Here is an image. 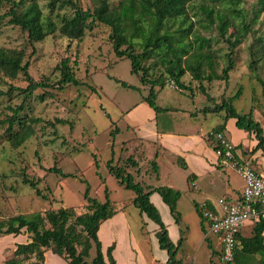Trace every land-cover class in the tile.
Masks as SVG:
<instances>
[{"label": "rangeland", "instance_id": "374dc122", "mask_svg": "<svg viewBox=\"0 0 264 264\" xmlns=\"http://www.w3.org/2000/svg\"><path fill=\"white\" fill-rule=\"evenodd\" d=\"M37 1L45 16L51 15L57 23H59V14L73 13L68 5H62L66 0H57V8L54 12H51L50 7L52 0ZM74 1L84 9H93L97 5L96 0ZM109 2L114 8L119 5L120 0H109ZM192 5L194 8L190 11V16L194 22L195 32L198 31L196 33L211 40V48L217 55L216 70L219 73L226 65L224 54L229 46L226 38H231L232 33L238 32L237 27L244 21L250 23L247 36L236 50V68L231 71L228 85L224 80H215L211 83L205 81L208 93L202 92L199 89V82L187 72L182 80L194 88V93L191 90L183 92L170 88L171 85L176 86L165 73L160 58L155 53L145 61V66L149 67L150 78L166 85L157 102L164 106L181 103L192 108L214 106L216 101L221 102L224 96L234 95L243 85V93L234 101V106L240 113L253 111L254 118L264 126V85L256 78L259 76L264 81V0H243L237 7L240 9L238 13L230 18L226 17L229 24L224 37L221 36L218 11L213 14V24H210L207 18L206 8L212 6L211 0H196ZM9 8L8 2H2L0 14L8 11ZM229 11L227 9L221 12L225 14ZM111 31L110 26L97 21L87 28L82 41L71 40L57 30L43 41L34 44L36 52L30 57V73L37 81L48 82L50 87L38 89L27 100L24 113L41 119L35 125L36 132L32 137L21 146L14 147L0 129V220L21 213L31 215L41 211L46 215L47 212H51L46 215V222L49 225V219L54 218L58 209L68 208L70 239L78 246L82 245L85 234L82 230L83 224L78 217L81 219L89 211L86 205L80 206L86 202L83 196L86 183L82 182V179H86L91 184L92 196L105 201V188L108 187L110 198L115 201L112 206L115 209L117 206H125L120 212L125 213L129 228L126 231L128 237L121 241L117 252L119 263L162 264V258L168 254L166 250L159 248L158 238L154 235L158 224L146 213L140 212L133 203L135 192L122 186L107 167V162L112 157L127 167L130 166L126 157L134 152L135 147L140 150L137 140L133 138L135 136L131 131L133 129L129 130L132 120L128 112L149 95L151 87L150 84H144L138 74L131 71L129 58H119L115 54L110 39ZM27 35V32L19 26L4 24L0 29V45L18 49L27 47V55H29L33 46L29 44ZM67 57L82 84L64 87L58 85L57 82L62 78L59 65ZM254 58L260 60L256 64L255 72H252L249 63ZM122 81L135 87L124 86ZM27 84L23 74L17 78H10L0 72V85L3 89H8L10 85L26 87ZM156 89H160V86ZM209 94L213 97L211 100L208 98ZM22 99L23 97L15 95V92L0 97L2 106L0 119L5 113L12 114L8 106L18 105ZM200 119L205 121L208 130L225 122L224 112H211L207 116L202 115ZM116 128L119 132L112 134ZM246 136L245 138L244 135L238 134L233 139L236 142L241 140L246 146L252 145L254 138L248 134ZM258 152L260 158L264 160L262 151ZM245 153V158H249L248 155L252 152ZM95 160L100 163L99 172L105 178V182L101 180L100 174H97ZM152 161L146 158L140 164L144 179L136 175V180H143L144 185L151 184L155 180L156 173L152 169ZM175 164L176 167L184 170L180 162ZM53 166L61 168L66 173H72L73 176L65 178L59 173L50 171L49 168ZM223 168L231 170L230 175L235 177L238 186L244 184L243 178L237 171L229 167ZM133 170L131 168V171ZM167 170L168 167L164 165V177L167 176ZM220 171L223 173L221 168ZM23 174L39 181V189L48 198L38 196L35 189L24 184ZM189 184L191 185V182L187 184L188 189ZM190 193V191L185 192L184 198L178 200L177 204L182 225L185 227L182 226V229L184 234L187 232L186 242L181 245L178 258L194 264H223L219 253L221 246L219 241L216 242L217 236L209 231L208 236L212 239L210 246L208 244L210 238L205 236L202 230L201 218L196 203L189 196ZM221 195V193L214 195V198L218 201ZM199 196L196 198L201 200ZM164 213L171 215L169 209ZM144 222L147 224L144 225ZM257 222L258 218L247 220L242 226L243 235L252 236ZM107 228L104 229L106 233L109 232ZM102 236L107 242L108 238L104 234ZM29 240L26 231L18 236L13 234L0 236V264L1 258L4 260L13 256L17 243H25ZM114 241L116 240L106 245L105 253ZM94 251L92 249L90 264H93L91 260L95 256ZM45 258V264H68L64 256L59 252L54 253L52 249L46 250ZM260 259V254L252 255L248 264H259ZM33 260L26 261V264H31Z\"/></svg>", "mask_w": 264, "mask_h": 264}, {"label": "trees", "instance_id": "16d2710c", "mask_svg": "<svg viewBox=\"0 0 264 264\" xmlns=\"http://www.w3.org/2000/svg\"><path fill=\"white\" fill-rule=\"evenodd\" d=\"M96 1L97 5L93 9H84L77 1L66 0L62 5H68L72 8L73 13L59 14V23H57L51 15L45 16L37 0H0V4L2 2L10 4L8 11L0 14V29L4 24L19 26L23 31L27 32L28 42L33 46L32 52L27 55V47L18 49L0 45V72L10 78H17L23 74L28 83L26 87L10 85L8 89H3L0 85V97L12 95L13 92H15V95L23 97L20 104L8 106L12 114L5 113L4 117L0 119L2 134L12 146L19 147L32 137L36 132L35 125L41 121L40 118L24 113L27 100L34 92L40 88L50 87L48 82L37 81L32 76L29 70L31 66L30 57L36 52L34 44L43 41L49 34L57 30L71 40L82 41L86 35L87 28L91 27V23L99 21L110 26L112 30L110 39L115 54L119 58H129L132 65L131 71L138 74L144 84L151 85L149 95L145 96L143 100L158 114L166 111L167 108L157 102L159 90L156 87L160 86L161 89L166 85L160 84L159 80L150 78L149 67L145 66V61L155 53L158 54L165 73L175 84V88L180 91L191 90L194 93V88L182 80L187 72L192 75L194 80L199 82V89L204 93H208L204 84L205 81L211 83L215 80H224L227 85L229 84L231 71L237 65V47L247 36L250 23L244 21L237 27L238 32L232 33L231 38H226L227 42H229L228 51L224 54L226 65L219 73L216 70L217 55L211 48V40L203 37L200 33H196L198 31L195 32L190 11H193L192 3L196 0H120L119 5L114 8L109 0ZM56 2L57 0L51 1V12H54L57 8ZM211 2L212 6L206 8L207 18L209 23L213 24V14L218 11L221 36L224 37L229 24V20L226 17L230 18L238 13L240 9H237V7L241 5L243 0H211ZM227 9L230 11L225 14L221 12ZM259 60V58H254L249 63L252 72H255L256 64ZM69 62L70 59L67 57L59 65L62 78L57 83L60 87L82 84V81L76 77ZM256 78L264 85V81L259 76ZM121 83L124 86L135 87L125 81ZM243 89L244 87L241 85L234 95L224 96L221 102L216 103L214 106L205 107V111L213 113L224 112L226 121L224 124L215 127L208 134V139L212 142L214 149L218 148L214 134L225 132L227 121L234 118L236 127L254 134L257 144L251 152L255 154L261 150L264 156L263 124L254 118L253 111L240 113L234 106V101L242 95ZM208 98L211 100L213 97L209 94ZM1 107L0 104V110ZM60 121L65 123L63 120ZM117 132H119L118 128L112 134H117ZM126 158L130 166L127 167L112 157L107 162L108 170L116 176L122 186L135 192L133 203L140 212L146 213L149 218L158 224L159 228L156 235L160 248L166 250L169 255L167 262L164 264H194L184 262L178 258L180 247L186 240L183 229L181 230L182 234L178 243H174L159 209L150 198L153 192H158L169 206L176 222L180 224L181 214L178 211L177 204L182 192L166 185L156 187L144 185L142 181L136 180V175L141 170L139 160L136 159L133 153ZM180 163L184 167L187 166L185 161L180 160ZM95 166L99 175L100 163L98 160H95ZM131 168L134 170L131 171ZM152 169L156 174L159 173L160 167L156 160L152 161ZM49 170L59 173L65 178L73 176L72 173H66L57 166L50 167ZM100 178L105 182V178L101 174ZM82 182L86 183L83 193L86 202L80 206L86 205L89 209L84 217L81 219L78 217V220L83 224L82 230L85 234L83 244L78 246L70 239L71 225L69 224L68 208L58 209L54 218L49 219V225L46 222V215L51 212H47L46 215L41 211L31 215L17 214L0 220V236L10 234L18 236L26 231L30 240L25 243H17L13 256L6 259L4 264H26V261L31 259H34L31 264H45L47 249H52L54 253L59 252L60 255L67 259L68 264H90L89 259L93 253L92 249L95 250V256L91 260L93 264H117L114 256L116 243L113 242L109 245L105 253L102 240L99 237V229L104 221L123 210L125 206H117L116 209L112 206L115 201L110 198L108 187L105 188L106 200L100 201L91 195L92 187L89 181L82 179ZM23 183L35 189L38 196L45 199L48 198L39 189V181H35L29 178L27 174H23ZM195 206L201 218L202 230L208 236L210 220L205 216V211L210 210L214 213H217V211L208 202L203 205L196 203ZM146 224L144 222V225ZM208 237L206 239L209 240ZM208 244L212 246L210 240ZM219 253L221 254V250ZM256 254L261 255L259 264H264L263 213L258 217L252 236H244L239 233L233 260L230 262L221 261L223 264H248L251 256Z\"/></svg>", "mask_w": 264, "mask_h": 264}, {"label": "crops", "instance_id": "0c3cea01", "mask_svg": "<svg viewBox=\"0 0 264 264\" xmlns=\"http://www.w3.org/2000/svg\"><path fill=\"white\" fill-rule=\"evenodd\" d=\"M165 87L158 89V98ZM170 88L175 87L171 85ZM216 103L218 102L216 101ZM161 106L167 108V110L158 114L147 102L141 100L128 112V116L132 120L129 130L133 129L131 130L135 135L133 138L137 140L140 146V150H137L135 147L133 152L136 159L139 160V165L143 159L148 158L156 160L160 167L159 173L155 175L154 182L146 184V186L156 187L166 185L179 189L182 191L180 199L184 198L185 192L190 191L189 196L192 197L194 203L203 205L208 202L217 213H223L224 206L220 203V199L224 198L228 202L236 201L242 195L244 184L242 183L241 186H238L235 183V177L230 175L231 170L225 169L219 164V157L211 144L212 142L208 139V134L215 127L208 130L205 121L200 119L202 115L207 116L211 113L204 110L207 105L203 108L197 106L192 108L184 106L181 103ZM235 122L234 118L227 121L225 133L237 146L238 154L245 158V152L251 151L257 144V140L254 134L236 127ZM238 134L244 135L245 138L247 137L246 134L252 136L254 138L252 145L246 146L241 140L236 142L233 138H236ZM238 145L240 146L238 147ZM248 156L249 158L247 159L252 160L255 168L264 174V160L260 158V152L257 151L255 154L251 153ZM180 160L185 161L187 166L184 167V170L189 174L176 167L175 163L180 162ZM164 165L168 167L167 176L165 177L163 171ZM220 168L223 173H221ZM137 175L139 178L144 179L142 177V170ZM190 182L191 185L189 184L188 189L187 184ZM219 193L222 195L217 201L214 195ZM200 194L202 195L199 196ZM197 196L201 197V200H198ZM150 198L156 207L159 208L172 241L177 244L182 234V226L184 227V225H182V222L178 224L172 214L173 217L169 213H164V211H168L170 208L158 192H153ZM106 227H108V233L104 230ZM128 228L129 225L125 213L119 211V213L117 212L113 217L104 221L99 229V237L102 240L104 252L106 245L116 240L114 241L116 243L114 256L117 264H120L117 252L121 241L128 237L126 235ZM158 228L154 230V235H156ZM102 234L108 238L107 242L104 241ZM241 234L243 235L242 231ZM184 236L187 239V232ZM218 241L219 239L217 238L216 242ZM168 258L169 255H164L161 263H166ZM4 260L1 258V264H4Z\"/></svg>", "mask_w": 264, "mask_h": 264}, {"label": "built area", "instance_id": "2783aa9c", "mask_svg": "<svg viewBox=\"0 0 264 264\" xmlns=\"http://www.w3.org/2000/svg\"><path fill=\"white\" fill-rule=\"evenodd\" d=\"M214 137L218 144L215 151L219 164L237 171L244 181L240 199L231 202L220 199L224 206L223 213L205 211V216L210 220L209 231L220 241L221 260L230 262L234 258L237 237L244 223L264 213V174L255 168L252 160L238 154L236 145L225 132H217Z\"/></svg>", "mask_w": 264, "mask_h": 264}]
</instances>
